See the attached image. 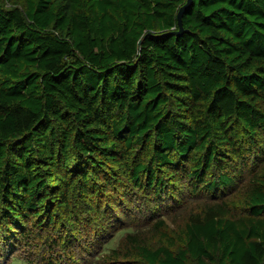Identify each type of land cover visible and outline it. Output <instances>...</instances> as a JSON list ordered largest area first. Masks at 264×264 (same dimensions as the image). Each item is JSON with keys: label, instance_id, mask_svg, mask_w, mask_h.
<instances>
[{"label": "trees", "instance_id": "obj_1", "mask_svg": "<svg viewBox=\"0 0 264 264\" xmlns=\"http://www.w3.org/2000/svg\"><path fill=\"white\" fill-rule=\"evenodd\" d=\"M186 2L0 0V260L84 197L115 223L89 264H264V0H194L176 33ZM125 178L203 205L149 248L112 213Z\"/></svg>", "mask_w": 264, "mask_h": 264}, {"label": "rangeland", "instance_id": "obj_2", "mask_svg": "<svg viewBox=\"0 0 264 264\" xmlns=\"http://www.w3.org/2000/svg\"><path fill=\"white\" fill-rule=\"evenodd\" d=\"M188 183L182 181L175 187L172 186L174 191L169 193H162L163 198L157 199V195L152 191H136L129 179L125 178L124 182H121L119 186L114 187L113 191H109V197L114 196L110 201L115 202L112 208V213L121 217V220H117L118 223H124L126 226H133L139 230L142 242L149 248L157 247L160 242V234L157 231L152 230L153 221L157 219L159 214L164 212L167 207H174L169 200L172 198V194L179 192L176 199H179L182 194H189L187 189L183 188V184ZM115 200V201H114ZM121 200L122 202H119ZM175 200V198H174ZM189 201V200H188ZM186 202L180 207L174 209L169 215L164 218L167 224V231L170 233L181 232L185 228V222L188 215L198 211L202 207V200L192 201V203ZM241 205L240 197H237L234 202ZM119 203V206H118ZM79 208H76V215L73 218L66 220L67 225L63 228L56 227L50 229L34 228L29 230L33 231L35 235L30 238L28 246L21 249V255L26 256L31 264H89L92 257L86 251L96 249L95 234L91 233V230L102 228L101 231L106 233L114 231L113 219H110L107 213L101 212L99 215L95 212L94 205H90L87 199L80 197L78 202ZM80 210H85L84 214L80 215ZM99 216V217H97ZM82 218L81 229L74 227L79 218ZM101 219V220H98ZM120 221V222H119ZM90 222L91 224L89 225ZM151 222V223H150ZM151 224V225H150ZM71 234L79 241H88V247L82 249L80 247H68L65 244L68 242L67 237ZM123 240V239H121ZM120 239L116 241V244L121 242ZM19 256V255H18ZM10 259L0 260L1 264H7ZM15 264H23L21 261H17Z\"/></svg>", "mask_w": 264, "mask_h": 264}, {"label": "water", "instance_id": "obj_3", "mask_svg": "<svg viewBox=\"0 0 264 264\" xmlns=\"http://www.w3.org/2000/svg\"><path fill=\"white\" fill-rule=\"evenodd\" d=\"M193 1L194 0H187L186 4H184L180 8L179 13H178V22H179L180 30L175 31L176 33H180V32L184 31V29H183V21H182L183 15H184L185 10L192 5Z\"/></svg>", "mask_w": 264, "mask_h": 264}]
</instances>
